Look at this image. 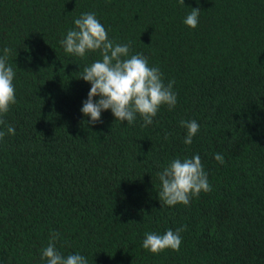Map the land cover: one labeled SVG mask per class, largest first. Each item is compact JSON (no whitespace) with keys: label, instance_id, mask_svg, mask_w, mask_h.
<instances>
[{"label":"trees","instance_id":"16d2710c","mask_svg":"<svg viewBox=\"0 0 264 264\" xmlns=\"http://www.w3.org/2000/svg\"><path fill=\"white\" fill-rule=\"evenodd\" d=\"M0 0V56L17 103L0 116V264H46L57 249L88 264H264V0ZM199 7V24H184ZM94 12L116 43L131 45L175 81L176 106L144 126L87 124L84 67L60 41ZM99 97H94L98 100ZM200 125L191 145L181 121ZM222 154L224 163L215 160ZM199 155L212 186L188 205L160 203L158 178ZM185 228L180 250L152 254L145 233Z\"/></svg>","mask_w":264,"mask_h":264},{"label":"clouds","instance_id":"9594fccd","mask_svg":"<svg viewBox=\"0 0 264 264\" xmlns=\"http://www.w3.org/2000/svg\"><path fill=\"white\" fill-rule=\"evenodd\" d=\"M185 5L184 0H178ZM199 3V0H197ZM200 8H191L184 24L195 29L199 24ZM75 28L70 29L60 41L68 54L85 57L88 52H99L100 59L84 67L80 78L90 83L87 99L81 112L90 120L87 124L102 122L103 111L111 110L116 120L134 123L139 115L144 126L151 125L162 106L173 109L177 103V94L173 91L175 81L166 84L158 67L149 65L143 54H131V45L116 43L108 36V31L94 12L82 13L74 20ZM12 50L5 47L0 56V116L9 112L17 103L16 89L13 83L16 72L8 63ZM94 97H99L94 100ZM5 121L0 119V125ZM181 127L187 130L183 140L191 145L193 137L199 132L200 125L195 120L181 121ZM6 134H15L13 126L6 131L0 130V141ZM215 160L223 164L222 154H215ZM161 190L158 193L160 203L166 206L188 205L194 196L202 191L210 192L212 186L204 170L200 156L176 158L158 173ZM185 228L167 230L163 234L147 232L142 247L152 254L171 249L179 251L182 244L181 233ZM59 233H52L49 243L41 250V259L46 264H88L87 258L79 253L63 255L56 247Z\"/></svg>","mask_w":264,"mask_h":264}]
</instances>
